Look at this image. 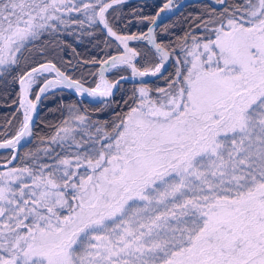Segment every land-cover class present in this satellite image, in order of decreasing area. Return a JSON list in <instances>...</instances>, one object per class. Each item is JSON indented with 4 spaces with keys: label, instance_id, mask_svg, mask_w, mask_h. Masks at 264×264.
Returning <instances> with one entry per match:
<instances>
[{
    "label": "snow or ice",
    "instance_id": "snow-or-ice-1",
    "mask_svg": "<svg viewBox=\"0 0 264 264\" xmlns=\"http://www.w3.org/2000/svg\"><path fill=\"white\" fill-rule=\"evenodd\" d=\"M123 3L0 0V70H15L45 33L72 25H102L123 48L102 62L95 88L53 63L19 76L23 120L0 142L12 150L0 165V264H264V0H215L219 11L193 18L178 38L182 58L158 96L141 87L127 112L103 123L68 105L50 146L9 167L24 160L18 146L32 135L38 77L56 76L37 102L58 86L111 97L116 84L104 73L121 65L133 76L161 74L172 53L153 28L120 35L110 24L109 9ZM159 14L142 20L155 25ZM142 39L159 57L143 71L129 46Z\"/></svg>",
    "mask_w": 264,
    "mask_h": 264
},
{
    "label": "trees",
    "instance_id": "trees-1",
    "mask_svg": "<svg viewBox=\"0 0 264 264\" xmlns=\"http://www.w3.org/2000/svg\"><path fill=\"white\" fill-rule=\"evenodd\" d=\"M166 1L168 0H128L109 9L108 19L113 29L120 35L147 34L150 22L142 18L155 16ZM227 2L229 5L240 6L244 5L245 0H227ZM213 7L218 11L220 9L210 0L187 3L156 28L157 41L169 45L168 51L172 53L171 64L163 75L146 83L122 81L114 95L101 102H91L65 89H56L46 93L42 98L39 115L33 127V139L19 152V156L24 157V160L17 159L11 166H21L22 163L29 162L30 158L26 156L27 153L36 152L47 146L45 143H49V138L56 131L57 126H60L69 115L68 105H76L82 114L86 113L93 121L103 123L115 120L117 114L127 112L134 94L138 97V90L142 86L150 90L153 98L158 96L157 89L167 87L166 77L170 78V74L175 72V61L182 56L177 47L178 38L183 37L190 30L193 18L197 16L207 18V14ZM72 15L77 16L78 14L73 13ZM79 19H84L83 15H79ZM201 31L202 29H196L195 34L199 35ZM89 32L91 35L88 34ZM130 44L140 53L135 60L140 70L151 68L159 62V57L154 55L155 49L146 42L134 40ZM173 49H175L174 53ZM120 51L121 47L118 42L113 37H109L101 25L90 28L85 23L83 28L72 25L69 28L61 27L59 31L51 34L45 33L39 41L34 42L23 52V59L15 70L8 68L7 71H0V141L15 135L23 120L19 85V76L23 71L44 62H52L61 70L67 71L71 78L88 86H94L99 76L100 63ZM73 65H75L74 68ZM128 71L129 68L126 66H120L108 73V78L114 81ZM43 80L44 78L39 79V83L32 90V98H35ZM125 101H128V104H125ZM81 136L77 135V139ZM10 154L11 150L0 152V162L5 161L6 158L10 159ZM40 154L43 155L42 152ZM4 170L5 168H0V171Z\"/></svg>",
    "mask_w": 264,
    "mask_h": 264
},
{
    "label": "water",
    "instance_id": "water-1",
    "mask_svg": "<svg viewBox=\"0 0 264 264\" xmlns=\"http://www.w3.org/2000/svg\"><path fill=\"white\" fill-rule=\"evenodd\" d=\"M125 1H128V0H125ZM175 0H172V5H171V9H168L167 11L165 10V11H163V12H160V9H159V16L156 18V23H155V25H152L151 23H150V25H149V27H148V29L151 27V28H153L154 29V35H155V30H156V28L163 22V21H165L169 16H171L172 14H175V13H177L185 4H187V3H190V2H193V1H198V0H179L178 2H176V3H173ZM210 1H213L214 3H215V0H210ZM168 1H166L165 3H167ZM165 3H163V5L165 4ZM163 5L161 6V7H163ZM218 7H221L220 5H217ZM156 16H157V14H156ZM102 26V25H101ZM103 27V26H102ZM147 33H148V31H147ZM146 42L148 43V45H150L151 47H152V45L149 43V41L146 39ZM158 42V41H157ZM129 46L131 47V45H130V41H129ZM123 51V50H122ZM121 51V52H122ZM121 52H119V53H116V54H114V55H112V56H115V55H119ZM170 52V51H169ZM111 57V56H110ZM171 58L172 57H170V59L168 60V62L165 64V67H164V69H162V72H161V74H157V76H151V75H149V76H145V77H139V76H133V74H132V71H131V69H130V72L129 73H126V74H122V75H120L119 77H117L114 81H110L109 79H108V77H107V72L104 74L105 75V78L107 79V80H109V82H111V83H114V84H116V87H114L113 88V90H112V92H113V95H114V93L116 92V90L118 89V87H119V85H120V83L122 82V81H130V82H138V83H146V82H148V81H151V80H153V79H155V78H157V77H159V76H161V75H163L165 72H166V70L169 68V66H170V64H171ZM108 59V58H107ZM106 59V60H107ZM103 62V61H102ZM100 63V66H99V73L101 72V70H102V67H104L105 65L103 64V63ZM44 63H52V62H44ZM134 63H135V61H134ZM42 64V63H41ZM53 64H55V63H53ZM56 65V64H55ZM76 65V64H75ZM75 65H73V68L75 67ZM38 66V65H37ZM56 67L61 71V72H63L66 76H68V77H70L68 74H67V71H64V70H61L57 65H56ZM137 67V66H136ZM138 68V67H137ZM139 69V68H138ZM141 71H143V70H141ZM56 78V76H55V73L53 74V75H51V76H49V77H47L46 79H55ZM71 78V77H70ZM71 79H73V78H71ZM74 80H77V79H74ZM45 82V80L40 84V86L39 87H41V86H43V83ZM81 82V81H80ZM82 83V82H81ZM86 88H95L96 87V85L95 86H93V87H91V86H88V85H86L85 83H82ZM55 89H66V90H69V91H71V92H73V93H76L75 92V90H73V89H68V88H65V87H62V86H58V87H56V88H54V89H50L48 92H50V91H53V90H55ZM47 92V93H48ZM37 94H39V88H38V90H37V93H36V95ZM46 94V93H45ZM45 94H42V98H43V96L45 95ZM77 94V93H76ZM78 95V94H77ZM112 95V96H113ZM83 96H85V95H83ZM111 96V97H112ZM111 97H100V96H96V97H89V96H86V98L89 100V101H92V102H100V101H102V100H106V99H108V98H111ZM42 98H41V100L39 101V102H37L36 101V96H35V98H34V100H32L34 103H37V109H36V111L33 113V120H32V122H31V124H30V127H31V129H32V135L31 136H26V137H24L22 140H21V142H20V146H18V153L20 152V150H21V148L22 147H24V146H26L27 144H29L31 141H32V139H33V136H34V133H33V127H34V124H35V122H36V120H37V117H38V115H39V111H40V107H41V101H42ZM29 99H31L30 98V96H29ZM22 111H23V109H22ZM13 137V136H12ZM12 137H10V138H12ZM10 138H8V139H10ZM3 141V140H2ZM2 141H0V142H2ZM7 150H10V149H0V152H2V151H7ZM15 161H13L12 162V164L14 163ZM5 162H0V165H3ZM10 166V165H9ZM0 168H3V167H0Z\"/></svg>",
    "mask_w": 264,
    "mask_h": 264
},
{
    "label": "rangeland",
    "instance_id": "rangeland-1",
    "mask_svg": "<svg viewBox=\"0 0 264 264\" xmlns=\"http://www.w3.org/2000/svg\"><path fill=\"white\" fill-rule=\"evenodd\" d=\"M178 1H179V0H175L173 3H176V2H178ZM161 6H162V5H161ZM172 6H173V5H172ZM160 8H161V7H160ZM169 9H171V8H169ZM158 11H159V10H158ZM157 13H158V12H157ZM155 16H156V15H155ZM155 31H156V30H155ZM155 36H156V35H155ZM181 58H182V56H181ZM99 66H100V65H99ZM121 66H123V65H121ZM118 67H120V66H118ZM118 67H117V68H118ZM149 68H150V67H149ZM114 69H115V68H110L109 71H108V73H110V72H111L112 70H114ZM0 71H1V70H0ZM108 73H107V75H108ZM50 75H52V73H45V74H43V77H38V78H37V79H38V83H39V79H42V78L45 79L47 76H50ZM98 77H99V76H98ZM98 82H99V79H97V82H96V83H98ZM35 86H36V85L33 86V89H34ZM142 87H145V86H142ZM140 88H141V87H140ZM33 89H32V90H33ZM31 93H32V91H31ZM84 95L87 96V94H84ZM30 97H31V94H30ZM31 100H34V98L31 97ZM67 118H68V116H67ZM67 118H66V119H67ZM61 125H62V124H61ZM90 131H94V130H90ZM54 134H55V132L53 133V135H54ZM78 136H81V134H78ZM48 142H49V141H48ZM49 144H50V143H45V145H47V146H49ZM3 168H4V167H3ZM3 168H1V169H3ZM5 170H6V169H5ZM5 170H4V171H5Z\"/></svg>",
    "mask_w": 264,
    "mask_h": 264
},
{
    "label": "bare ground",
    "instance_id": "bare-ground-1",
    "mask_svg": "<svg viewBox=\"0 0 264 264\" xmlns=\"http://www.w3.org/2000/svg\"><path fill=\"white\" fill-rule=\"evenodd\" d=\"M167 10H168V9H166V11H167ZM105 67H108V65H105V66H104V67H102V68H105ZM105 73H106V72H105ZM105 73H104V74H105Z\"/></svg>",
    "mask_w": 264,
    "mask_h": 264
}]
</instances>
